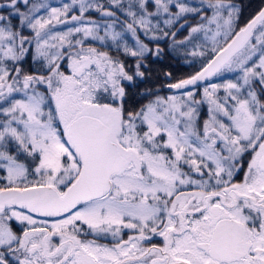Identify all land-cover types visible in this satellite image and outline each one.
Here are the masks:
<instances>
[{"label":"snow or ice","instance_id":"snow-or-ice-1","mask_svg":"<svg viewBox=\"0 0 264 264\" xmlns=\"http://www.w3.org/2000/svg\"><path fill=\"white\" fill-rule=\"evenodd\" d=\"M241 13L0 0V264H264V7ZM141 36L196 70L130 91L163 51Z\"/></svg>","mask_w":264,"mask_h":264},{"label":"trees","instance_id":"trees-1","mask_svg":"<svg viewBox=\"0 0 264 264\" xmlns=\"http://www.w3.org/2000/svg\"><path fill=\"white\" fill-rule=\"evenodd\" d=\"M242 6V13L239 20V25L242 26L246 23L264 4V0H236ZM193 23L195 21H192ZM175 30V28L173 29ZM186 30V29H185ZM185 30L178 33L177 38L185 32ZM151 48H155L157 43L163 49L159 56L149 54L146 58V68H142L146 75L143 81H137V88H159L164 81L165 83L174 82L176 79L183 78L184 76L196 70L195 67L189 66L185 63L180 56L175 55L169 49L170 40L165 39L159 42L145 40ZM128 65H134L135 61L131 58L126 60ZM131 67L129 71L131 72ZM178 72L172 76L170 81L165 80L162 74ZM160 78V79H157ZM164 84V83H163ZM137 90V89H136ZM135 91V90H134ZM163 92V91H162Z\"/></svg>","mask_w":264,"mask_h":264},{"label":"rangeland","instance_id":"rangeland-1","mask_svg":"<svg viewBox=\"0 0 264 264\" xmlns=\"http://www.w3.org/2000/svg\"><path fill=\"white\" fill-rule=\"evenodd\" d=\"M53 2H59V0H53ZM186 34H187V30H185V32H184L183 34H181L177 39H182L183 36L186 35ZM141 38L144 40L145 43H146L145 40H148L147 38H145V37H143V36H141ZM129 39H130V42H131V38H130V37H129ZM150 41H151V40H150ZM161 41H162V40H161ZM154 42H159V41H154ZM148 46L151 48L150 45H148ZM168 47H169V46H168ZM155 48H156V46H155ZM155 48H154V49H155ZM152 49H153V48H152ZM169 49H170V48H169ZM170 51L173 52L175 55L180 56V57L182 58V60L184 61V57H183L182 55L178 54L177 52L173 51L172 49H170ZM130 70H131V71H134V68H131ZM176 73H178V72H173V73H172V76H176V75H175ZM161 76H163V77L165 78V80L170 81L169 78H168L165 74H162ZM157 79H160V78H157ZM163 83L166 84V83L163 81L161 85H164ZM168 83H170V82H168ZM136 89H138V88L136 87ZM136 89H130V91H134V90H136ZM162 91H164V90H162ZM162 94H163V92H162Z\"/></svg>","mask_w":264,"mask_h":264},{"label":"water","instance_id":"water-1","mask_svg":"<svg viewBox=\"0 0 264 264\" xmlns=\"http://www.w3.org/2000/svg\"><path fill=\"white\" fill-rule=\"evenodd\" d=\"M262 7H264V4H263ZM259 10H260V9H259ZM259 10H258V11H259ZM258 11H257V12H258ZM257 12H256V13H257ZM256 13H255V14H256ZM255 14H254V15H255ZM254 15H253V16H254ZM253 16H252V17H253ZM252 17H251V18H252ZM251 18H250V19H251ZM250 19H249V20H250ZM246 23H247V22H246ZM244 24H245V23H244ZM244 24H243V25H244ZM243 25H242V26H243Z\"/></svg>","mask_w":264,"mask_h":264},{"label":"flooded vegetation","instance_id":"flooded-vegetation-1","mask_svg":"<svg viewBox=\"0 0 264 264\" xmlns=\"http://www.w3.org/2000/svg\"><path fill=\"white\" fill-rule=\"evenodd\" d=\"M17 231H19V229L17 228Z\"/></svg>","mask_w":264,"mask_h":264}]
</instances>
